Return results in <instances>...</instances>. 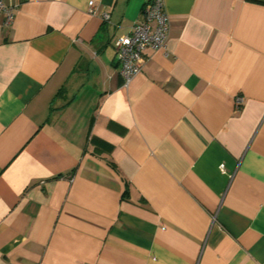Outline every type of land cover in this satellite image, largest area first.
I'll return each mask as SVG.
<instances>
[{
    "label": "crops",
    "instance_id": "1",
    "mask_svg": "<svg viewBox=\"0 0 264 264\" xmlns=\"http://www.w3.org/2000/svg\"><path fill=\"white\" fill-rule=\"evenodd\" d=\"M6 1L0 264H264V0H163L126 85L146 0Z\"/></svg>",
    "mask_w": 264,
    "mask_h": 264
},
{
    "label": "built area",
    "instance_id": "2",
    "mask_svg": "<svg viewBox=\"0 0 264 264\" xmlns=\"http://www.w3.org/2000/svg\"><path fill=\"white\" fill-rule=\"evenodd\" d=\"M14 7L15 5L6 0H0V14L6 24L13 19ZM87 9L92 14L97 12L94 0L88 1ZM101 16L104 20L109 17L107 13ZM142 16L141 20L134 22L125 34L113 42L115 60L125 85L142 70L146 60L143 50L162 49L167 39L169 19L163 0H146L142 7ZM241 103L242 97L237 96L236 107L239 108Z\"/></svg>",
    "mask_w": 264,
    "mask_h": 264
}]
</instances>
